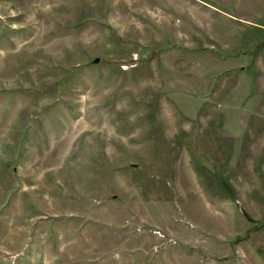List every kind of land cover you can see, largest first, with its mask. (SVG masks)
Instances as JSON below:
<instances>
[{
  "label": "rangeland",
  "instance_id": "1",
  "mask_svg": "<svg viewBox=\"0 0 264 264\" xmlns=\"http://www.w3.org/2000/svg\"><path fill=\"white\" fill-rule=\"evenodd\" d=\"M0 264H264V0H0Z\"/></svg>",
  "mask_w": 264,
  "mask_h": 264
},
{
  "label": "water",
  "instance_id": "2",
  "mask_svg": "<svg viewBox=\"0 0 264 264\" xmlns=\"http://www.w3.org/2000/svg\"><path fill=\"white\" fill-rule=\"evenodd\" d=\"M92 63H98L99 62V57H95L91 60Z\"/></svg>",
  "mask_w": 264,
  "mask_h": 264
}]
</instances>
